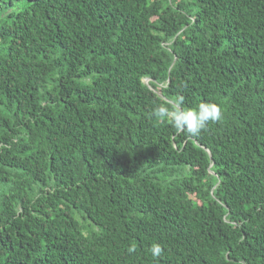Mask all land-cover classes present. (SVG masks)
Returning <instances> with one entry per match:
<instances>
[{
	"label": "trees",
	"instance_id": "obj_1",
	"mask_svg": "<svg viewBox=\"0 0 264 264\" xmlns=\"http://www.w3.org/2000/svg\"><path fill=\"white\" fill-rule=\"evenodd\" d=\"M0 264H264V0H0Z\"/></svg>",
	"mask_w": 264,
	"mask_h": 264
},
{
	"label": "clouds",
	"instance_id": "obj_2",
	"mask_svg": "<svg viewBox=\"0 0 264 264\" xmlns=\"http://www.w3.org/2000/svg\"><path fill=\"white\" fill-rule=\"evenodd\" d=\"M183 96H177L163 104L153 108L152 115L161 122L170 124L177 133H187L198 136L207 128L209 123H215L222 119V109L216 103L201 102L196 107L185 109ZM135 246L128 248V253H135ZM148 252L153 259L162 257L164 248L160 243H153Z\"/></svg>",
	"mask_w": 264,
	"mask_h": 264
},
{
	"label": "rangeland",
	"instance_id": "obj_3",
	"mask_svg": "<svg viewBox=\"0 0 264 264\" xmlns=\"http://www.w3.org/2000/svg\"><path fill=\"white\" fill-rule=\"evenodd\" d=\"M147 81V80H146Z\"/></svg>",
	"mask_w": 264,
	"mask_h": 264
}]
</instances>
